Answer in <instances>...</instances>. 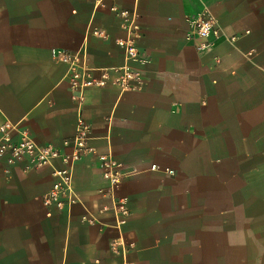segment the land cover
<instances>
[{
  "label": "crops",
  "instance_id": "obj_1",
  "mask_svg": "<svg viewBox=\"0 0 264 264\" xmlns=\"http://www.w3.org/2000/svg\"><path fill=\"white\" fill-rule=\"evenodd\" d=\"M198 17L216 22L212 45L190 37ZM53 51L127 64L142 88L75 101ZM79 112L124 174L125 224L95 157L74 164L63 209L43 200L60 161H1L0 264H264V0H0V125L68 153Z\"/></svg>",
  "mask_w": 264,
  "mask_h": 264
},
{
  "label": "built area",
  "instance_id": "obj_2",
  "mask_svg": "<svg viewBox=\"0 0 264 264\" xmlns=\"http://www.w3.org/2000/svg\"><path fill=\"white\" fill-rule=\"evenodd\" d=\"M114 10V9H113ZM124 13H120L123 16ZM192 31L190 37L202 40L200 46L212 45L210 39H217L220 31L216 22L210 17H198L191 21ZM120 47L126 61H140V53L132 39L119 40ZM56 62L67 66L66 79L73 93L72 98L80 101L84 91L88 89H103L108 86L117 87L121 92L141 89L142 85H135L140 80L138 73L134 72L127 64L115 69H96L87 63V54L84 51L70 53L66 51L52 52ZM89 128L82 119L81 112L78 114L74 135L62 144L69 152H63L53 145H38L26 131L16 129L6 122L0 125V162L4 161L11 166L24 162L25 171L39 169L45 166L53 167L55 161H60L65 167L53 168V176L56 182L44 197L46 206L54 205L57 209L70 207L76 201L72 189V172L75 163L85 156L96 159L95 167L102 172V177L107 185L106 192L112 202L116 225L122 227L126 222L129 211L123 201L117 200L115 192L119 189L124 174L120 171V165L109 154H97L96 150L88 145ZM152 170H156L154 165ZM173 174L172 171H166ZM103 195L104 190L100 189ZM103 210H107L104 208Z\"/></svg>",
  "mask_w": 264,
  "mask_h": 264
}]
</instances>
